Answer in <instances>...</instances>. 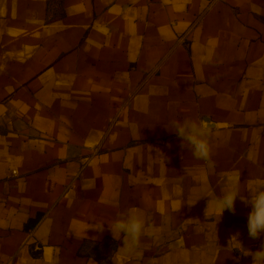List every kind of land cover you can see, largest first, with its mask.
Segmentation results:
<instances>
[{
	"label": "crops",
	"instance_id": "1",
	"mask_svg": "<svg viewBox=\"0 0 264 264\" xmlns=\"http://www.w3.org/2000/svg\"><path fill=\"white\" fill-rule=\"evenodd\" d=\"M206 117L210 161L172 131ZM255 179L264 0H0V264H252L250 207L213 201Z\"/></svg>",
	"mask_w": 264,
	"mask_h": 264
},
{
	"label": "clouds",
	"instance_id": "2",
	"mask_svg": "<svg viewBox=\"0 0 264 264\" xmlns=\"http://www.w3.org/2000/svg\"><path fill=\"white\" fill-rule=\"evenodd\" d=\"M172 127V131L181 138L182 147L187 146L195 159L210 161L211 145L209 137L213 125L203 119H186L182 122H175ZM246 183V195L242 197L239 190H227L215 198L213 207L220 220L225 210L233 214L236 213L235 204L237 198H239L245 206L250 207L247 214L248 235L252 239H257L264 234V179L249 180ZM107 225L114 239H123L121 249L129 253L139 247L142 236L148 232V225L140 210L135 208L129 209L123 217L117 218ZM104 226L105 223H99L92 226L91 229L103 233ZM238 237L239 233H236L230 240L235 238L239 241ZM243 254L252 257V264H264V248L255 252L249 250L247 254L244 252Z\"/></svg>",
	"mask_w": 264,
	"mask_h": 264
},
{
	"label": "water",
	"instance_id": "3",
	"mask_svg": "<svg viewBox=\"0 0 264 264\" xmlns=\"http://www.w3.org/2000/svg\"><path fill=\"white\" fill-rule=\"evenodd\" d=\"M204 120L209 122V119H208L207 117H206V118H204ZM36 251H37V249H36Z\"/></svg>",
	"mask_w": 264,
	"mask_h": 264
},
{
	"label": "built area",
	"instance_id": "4",
	"mask_svg": "<svg viewBox=\"0 0 264 264\" xmlns=\"http://www.w3.org/2000/svg\"><path fill=\"white\" fill-rule=\"evenodd\" d=\"M12 174H15L16 173V170H12V172H11Z\"/></svg>",
	"mask_w": 264,
	"mask_h": 264
}]
</instances>
